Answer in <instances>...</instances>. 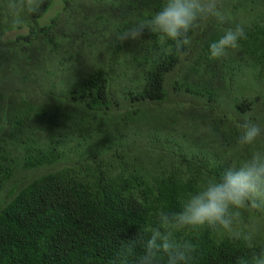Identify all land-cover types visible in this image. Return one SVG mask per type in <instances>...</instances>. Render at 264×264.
<instances>
[{
    "label": "trees",
    "instance_id": "1",
    "mask_svg": "<svg viewBox=\"0 0 264 264\" xmlns=\"http://www.w3.org/2000/svg\"><path fill=\"white\" fill-rule=\"evenodd\" d=\"M27 2L0 0V264L131 259L161 210L264 149L238 142L245 120L264 128V0H218L224 22L201 21L179 49L148 30L117 38L166 0H61L44 26L53 0H38L13 29ZM237 25L247 39L210 58ZM244 219L264 227L256 211ZM178 236L194 264L251 254L206 228Z\"/></svg>",
    "mask_w": 264,
    "mask_h": 264
},
{
    "label": "clouds",
    "instance_id": "2",
    "mask_svg": "<svg viewBox=\"0 0 264 264\" xmlns=\"http://www.w3.org/2000/svg\"><path fill=\"white\" fill-rule=\"evenodd\" d=\"M38 7V0L18 4L12 28H20L25 13L35 12ZM210 18L220 23L225 20L218 0H166L153 14L130 24L117 38L138 39L148 30L174 42L179 49L187 44L188 34ZM246 39L243 26L229 28L209 43L208 54L212 59H223ZM239 127L238 142L242 146H251L264 138V128L251 118ZM248 210L264 215V149L252 152L242 162L207 181L178 211L161 210L150 230L138 238L140 250H133L131 259H127L129 253L125 250L113 264L121 261L123 264H194V244L179 239L178 233L205 228L238 241L251 251L249 256L240 257L237 264H264V247L257 244L264 227L244 219Z\"/></svg>",
    "mask_w": 264,
    "mask_h": 264
},
{
    "label": "rangeland",
    "instance_id": "3",
    "mask_svg": "<svg viewBox=\"0 0 264 264\" xmlns=\"http://www.w3.org/2000/svg\"><path fill=\"white\" fill-rule=\"evenodd\" d=\"M61 7H62L61 0H53L51 6L49 7L45 15L38 20V24L40 26L47 25L50 19H52L58 12L61 11ZM14 35L15 33H11L10 35L7 36V38H13Z\"/></svg>",
    "mask_w": 264,
    "mask_h": 264
}]
</instances>
